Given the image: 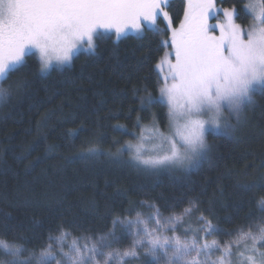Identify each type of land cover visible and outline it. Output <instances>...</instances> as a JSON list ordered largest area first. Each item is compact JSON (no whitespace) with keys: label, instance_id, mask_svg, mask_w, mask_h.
<instances>
[{"label":"snow or ice","instance_id":"obj_1","mask_svg":"<svg viewBox=\"0 0 264 264\" xmlns=\"http://www.w3.org/2000/svg\"><path fill=\"white\" fill-rule=\"evenodd\" d=\"M171 7L172 0H0V102L10 99L13 88L29 84L27 78L12 77L28 69L26 58L34 54L37 74L46 75L54 66L71 65L81 52L97 56L99 43L112 35L119 41L129 32H155L166 37L161 44L168 49L155 65L159 94L145 87L138 96L139 110L166 107L168 131H160L153 116L151 128L142 127L139 136L131 133L139 143H126L115 158L151 175L199 170L214 147L208 137L233 136L246 111L256 105L255 96L264 97V0L248 30L235 23L237 7L221 9L217 0H183L178 24ZM225 112L235 123L224 118ZM145 131L151 136L145 137ZM70 135L75 140L79 133ZM146 139L156 141L151 150L144 149ZM125 153L129 159L120 160ZM101 155L113 154L89 143L77 158ZM237 187L264 192V176L238 181ZM255 202L260 215L247 217L250 222L234 231L220 229L196 200L181 208L182 199L165 200L162 206L130 202L102 232L83 222L58 224L38 250L28 247L29 237L5 227L0 254L7 259L0 264H233L232 257L235 264H264V195ZM144 206L151 209L147 215L137 210ZM220 234L234 238L210 239Z\"/></svg>","mask_w":264,"mask_h":264},{"label":"trees","instance_id":"obj_2","mask_svg":"<svg viewBox=\"0 0 264 264\" xmlns=\"http://www.w3.org/2000/svg\"><path fill=\"white\" fill-rule=\"evenodd\" d=\"M217 1L237 7L238 19L247 22L246 0ZM168 10L178 24L183 0H172ZM163 39L151 31L119 41L105 38L97 56L81 52L71 65L54 67L46 75L37 74L35 54L26 58L28 69L12 79L27 78L29 84L13 88L10 99L0 102V232L5 227L15 230L30 238L28 247L38 250L49 229L58 224L83 222L84 227L102 232L111 226L112 215L140 201L162 206L165 200L182 199V208L188 200H196L205 215L227 231L260 215L255 201L264 192H243L237 182L264 176L261 95L255 96L256 105L247 110L246 123L233 136L208 137L214 147L197 171L151 175L115 158L126 143L137 141L131 133L138 136L142 127H152L153 116L160 131L167 130V108L141 112L138 101L145 87L159 94L155 65L168 50ZM134 89L141 91L135 94ZM75 132L79 135L73 140L70 133ZM89 143L113 155L78 159V151ZM128 159L127 153L120 157ZM137 210L145 215L151 211L147 206ZM230 238L234 237H210L221 242ZM0 259L7 257L0 254Z\"/></svg>","mask_w":264,"mask_h":264},{"label":"rangeland","instance_id":"obj_3","mask_svg":"<svg viewBox=\"0 0 264 264\" xmlns=\"http://www.w3.org/2000/svg\"><path fill=\"white\" fill-rule=\"evenodd\" d=\"M260 2H261V0H246V3H245V5H244V12H245V14H246L247 17H248L247 22L244 23V22H242L241 20H239V19L237 18V19H235V23L240 24L241 27L244 28L245 30H248L249 28H251V27L253 26V24H254L253 16H254V15H259V10H260V9H259V5H260ZM251 6H255L256 11H255L254 13L252 12V7H251ZM217 7L221 8V9H223V8H229V9H231V8H232V7L224 6V5H222V4H221L220 2H218V1H217ZM245 9H247V11H245ZM221 18H222V14H221ZM210 22L213 23V24H215L217 21H216L215 18H213ZM178 23H179V22H178ZM257 23H258V21H257ZM129 34H131V35H141L142 33H141V34H137V33H135V32H129V33H127V35H129ZM217 34H219L218 30H217ZM112 38H113L114 40H116V38H115L114 35H112ZM163 40H164V39H163ZM166 51H167V50L164 51L162 57L164 56V54H165ZM35 55L37 56L38 54H35ZM162 57H161V58H162ZM65 66H68V65H65ZM65 66H62V67L54 66V67H55V68H63V67H65ZM224 118H226V119H231V118L229 117V115H228L227 112L224 113ZM246 120H247V111H246V113H245V117H244V119H243V122L240 124V126L244 125V124L246 123ZM231 122H232V123H235V120H234V119H231ZM240 126H238L237 130L240 128ZM145 129H148V128H145ZM167 131H168V129H167L164 133L167 134ZM139 134H140V133H139ZM144 135H145V137H150V136H151V133H149L148 131H145V132H144ZM138 136H139V135H138ZM137 143H139L138 140H137L136 142H134V144H137ZM155 143H156V141H153V140H151V139H146V140L143 142L144 149H145V150H151V149L154 147V144H155ZM175 170H176V171H179V172H184L182 169H175ZM217 254H218V256H219V253H217ZM233 258L236 259V257H232V260H233ZM235 261H236V260H235ZM233 264H235V262H234Z\"/></svg>","mask_w":264,"mask_h":264}]
</instances>
